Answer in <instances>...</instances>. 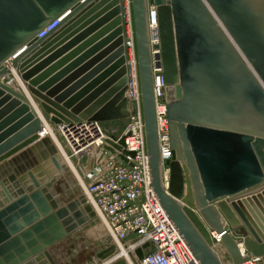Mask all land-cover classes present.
<instances>
[{
    "label": "water",
    "instance_id": "obj_1",
    "mask_svg": "<svg viewBox=\"0 0 264 264\" xmlns=\"http://www.w3.org/2000/svg\"><path fill=\"white\" fill-rule=\"evenodd\" d=\"M151 7L170 121L167 189ZM132 10L154 195L199 264H224L210 231L222 236L231 264L264 259V0H132ZM124 44L122 0H0V131L8 128L0 135V198L9 204L0 201V264H39L40 257L41 264H58L51 249L86 223L59 206L49 189L54 175L40 171V180L36 173L48 160L55 173L65 166L52 141L40 136L42 121L27 98L2 83L14 79L7 62L24 50L12 67L45 123L119 122L131 116ZM125 141L106 143L128 164L126 156L136 154L125 149ZM21 176L31 183L29 193L20 187ZM239 228L245 234L235 239L230 230ZM138 257L143 259L142 252Z\"/></svg>",
    "mask_w": 264,
    "mask_h": 264
},
{
    "label": "built area",
    "instance_id": "obj_2",
    "mask_svg": "<svg viewBox=\"0 0 264 264\" xmlns=\"http://www.w3.org/2000/svg\"><path fill=\"white\" fill-rule=\"evenodd\" d=\"M122 2L128 77L126 98L131 113L125 120V126H120L119 123L122 121L112 122L119 125L111 128H105L106 123L87 121L56 126L44 122L40 136L47 137L54 143L64 164L77 161L84 199L103 222L106 233L117 249L120 251L122 248L131 249L137 256L139 251L142 252L143 259L139 258V264H199L151 188L132 0ZM67 15L47 25L38 34V39H43L53 32ZM149 28L159 145L163 174L165 171L169 174L166 182L163 176V183L167 189L170 182L167 162L172 159V148L160 50L153 48L160 45L154 7L150 8ZM23 51L13 56L6 64L14 75L13 80L22 81L18 71L12 67V61ZM122 137L126 138L125 149L136 154L135 157L126 156L128 164L120 158L122 152L106 143L107 139L118 143ZM210 233L214 242L213 248L220 249L218 252L224 264H231L222 245V236L214 231ZM262 261L263 259L254 258L248 264H261Z\"/></svg>",
    "mask_w": 264,
    "mask_h": 264
},
{
    "label": "rangeland",
    "instance_id": "obj_3",
    "mask_svg": "<svg viewBox=\"0 0 264 264\" xmlns=\"http://www.w3.org/2000/svg\"><path fill=\"white\" fill-rule=\"evenodd\" d=\"M15 81L18 82L17 80ZM125 123L126 121H122L119 124L123 127ZM46 162L43 167H38L37 171L40 169L43 173L45 169L46 172L52 170L53 165ZM84 162L81 163L83 164ZM73 163L76 167L78 166L77 161H73ZM64 166L67 171L56 179L58 186L63 189L61 196L64 204L62 207H67L71 211L76 222L83 221L84 223L87 222V224L83 227L82 234H79V232V235L73 238L74 240L72 239L61 245L62 257L60 264H134L130 257L129 259L127 256L120 255L121 251L113 244L106 233L103 222L94 212H89L90 219L84 221L83 214L86 208L82 204V199H80L83 186L80 184L78 172L76 169L75 171L71 170L70 164L67 165L65 163ZM40 176L45 177L42 174ZM100 255H102L101 258ZM137 258L139 257L137 256Z\"/></svg>",
    "mask_w": 264,
    "mask_h": 264
},
{
    "label": "crops",
    "instance_id": "obj_4",
    "mask_svg": "<svg viewBox=\"0 0 264 264\" xmlns=\"http://www.w3.org/2000/svg\"><path fill=\"white\" fill-rule=\"evenodd\" d=\"M18 81V80H17ZM23 82V81H22ZM2 83L4 84V85H6L7 87H9V88H11V89H13L15 92H17V93H20L21 95H23L24 97H26L27 98V100H28V103H29V106H30V108L34 111V112H36L37 113V115H38V117L41 119V121H42V124L43 125H45V123H44V121H43V118H42V114H41V109H40V106L34 101V98H33V96H32V94H30L29 93V91H28V89H25V88H27L26 86H25V83L23 82V85H24V89L23 90H20V91H18L17 89H15V87H13L12 86V84H11V82H8V81H2ZM24 91V92H23ZM4 119L5 118H1L0 119V124L4 121ZM116 124H118V123H106V124H104V127L105 128H111V127H114V126H116ZM8 128L6 127V128H4L3 130H1L0 131V135L2 134V133H4L6 130H7ZM52 145L54 146V147H56L55 145H54V143L52 142ZM49 149V147H46V149L45 150H43L44 152H42V154H46V152H47V150ZM57 149V148H56ZM12 159V158H11ZM9 161V160H8ZM8 161H6V163L8 162ZM48 162L50 163V161L48 160ZM48 162H46V163H48ZM44 165V164H43ZM43 165H42V167H43ZM44 169H45V167H44ZM52 170H50V171H48V173L50 174V175H54V173H55V169L54 168H51ZM40 171H42V170H40L39 169V171H36V173H38V177L40 178V180H42V179H45L44 177H42V176H40ZM44 171V170H43ZM45 171H46V169H45ZM44 171V172H45ZM18 180H19V182H20V187H22L27 193H29V191H30V186H31V183H30V181L28 180V178H26V176H21V177H19L18 178ZM44 182H46V180L45 181H43V183ZM10 187H12L11 185H9ZM14 188V187H13ZM82 193H81V196H82V199L84 198V189H82V191H81ZM13 196H14V199L16 200V199H18V197L15 195V194H13ZM81 196H80V199H81ZM0 201L3 203V206L4 207H7L9 204L6 202V199H4V198H0ZM83 204V203H82ZM84 206H86L87 205V203H86V205L85 204H83ZM88 213L89 212H87L86 210H85V212H84V221L86 220V219H90V215H88ZM87 224V222L82 226V229H83V227L85 226ZM230 232H231V234L234 236V238L235 239H240V237L241 236H243L244 234H245V231H244V229L243 228H239V229H236V230H230ZM79 234H82V233H79ZM79 234H77V235H79ZM77 235H75L73 238H75ZM72 238V239H73ZM72 239H70V240H68V241H71ZM74 240V239H73ZM67 241V242H68ZM64 243H66V242H64ZM64 243H62V244H64ZM62 244H60V245H58L57 247H61V245ZM243 245V244H242ZM244 247V246H243ZM52 252V251H51ZM247 253V252H246ZM52 255L54 256V254L52 253ZM54 258H55V256H54ZM55 260H56V258H55ZM37 262L39 263V264H41V263H45V259L43 258V257H40V258H38L37 259ZM58 263V262H57ZM261 264H264V259H263V261H262V263Z\"/></svg>",
    "mask_w": 264,
    "mask_h": 264
},
{
    "label": "bare ground",
    "instance_id": "obj_5",
    "mask_svg": "<svg viewBox=\"0 0 264 264\" xmlns=\"http://www.w3.org/2000/svg\"><path fill=\"white\" fill-rule=\"evenodd\" d=\"M11 84H12V86L13 87H15V89H17L18 91H20V90H23L24 89V85H23V82L22 81H20V80H18V82H16L15 80L13 81V82H11ZM25 89H27V88H25ZM24 92V91H23ZM46 130H47V128H46ZM48 132V131H47ZM59 154V153H58ZM59 156H60V154H59ZM69 164L71 165V170H74L75 171V169H76V171L77 170H79V169H77V167L72 163V162H69ZM68 165V164H67ZM67 170L65 169L62 173H55L54 174V183L51 185V187L49 188L50 189V191H51V193L53 194V196L55 197V199H56V201H57V203L59 204V206H61L62 207V205L64 204L63 203V200H62V193H63V189H61L62 187H59L58 186V183H56V179L57 178H59V177H61L63 174H64V172H66ZM46 172V171H45ZM47 173H48V171H47ZM49 174V173H48ZM76 174V173H75ZM78 175V174H77ZM76 176V175H75ZM163 176H164V178H165V182L169 179V174H168V172H164V174H163ZM81 184V183H80ZM81 196V195H80ZM81 198H82V196H81ZM83 230V229H82ZM82 230H80V233H82ZM241 248H244L243 246H241ZM217 251H220V249H218V247H217V249H216ZM51 251H52V253L54 254V256H55V258H56V261L58 262V264H60V260H61V253H62V251L60 250V247H54V248H52L51 249ZM120 255L121 256H127L128 258L130 257L131 258V260H132V262H134V264H139V258H137V255H135V254H133V252H132V250L131 249H126V248H122V250H121V253H120ZM120 257V256H119ZM129 258V259H130ZM108 263V262H107ZM104 264V263H103ZM106 264V263H105Z\"/></svg>",
    "mask_w": 264,
    "mask_h": 264
}]
</instances>
